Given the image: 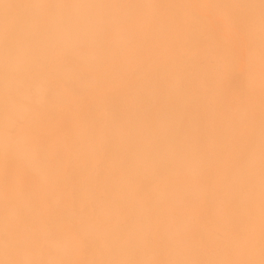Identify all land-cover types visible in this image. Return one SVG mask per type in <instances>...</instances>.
<instances>
[{
  "label": "bare ground",
  "instance_id": "bare-ground-1",
  "mask_svg": "<svg viewBox=\"0 0 264 264\" xmlns=\"http://www.w3.org/2000/svg\"><path fill=\"white\" fill-rule=\"evenodd\" d=\"M0 264H264V0H0Z\"/></svg>",
  "mask_w": 264,
  "mask_h": 264
},
{
  "label": "rangeland",
  "instance_id": "rangeland-1",
  "mask_svg": "<svg viewBox=\"0 0 264 264\" xmlns=\"http://www.w3.org/2000/svg\"><path fill=\"white\" fill-rule=\"evenodd\" d=\"M202 15L209 23V25L218 33L221 40H226L231 45L232 50L241 56L243 49V42L241 43L240 35L237 32L236 27L231 24V21L227 20L226 17L220 15L216 10L210 6L206 5L202 7ZM208 64L215 66L216 61L210 56L208 57Z\"/></svg>",
  "mask_w": 264,
  "mask_h": 264
}]
</instances>
